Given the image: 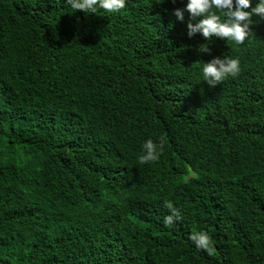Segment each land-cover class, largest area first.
<instances>
[{
    "label": "trees",
    "instance_id": "obj_1",
    "mask_svg": "<svg viewBox=\"0 0 264 264\" xmlns=\"http://www.w3.org/2000/svg\"><path fill=\"white\" fill-rule=\"evenodd\" d=\"M186 2L0 0V264H264V18L205 40Z\"/></svg>",
    "mask_w": 264,
    "mask_h": 264
},
{
    "label": "clouds",
    "instance_id": "obj_2",
    "mask_svg": "<svg viewBox=\"0 0 264 264\" xmlns=\"http://www.w3.org/2000/svg\"><path fill=\"white\" fill-rule=\"evenodd\" d=\"M67 4L85 13H95L98 8L107 12H118L125 8L127 0H66ZM252 0H187L182 8H174L173 15L183 21L184 12L187 11L192 18H201L198 23L189 22L188 35L200 32L205 40L221 38L226 41H234L243 44L246 39L254 34L251 25L252 17L258 15L264 18V0H258L251 7ZM219 13V14H218ZM221 15L226 17L222 20ZM200 53H210L209 47H199ZM240 60L228 56H214L202 67L204 81L209 86H216L228 76H236L240 72ZM143 153L139 156L141 164L159 159L163 144L148 139L143 143ZM171 214L165 216L164 224L171 225L174 219H178L177 210L171 202L166 204ZM198 249L210 251L211 237L207 232L200 231L189 237Z\"/></svg>",
    "mask_w": 264,
    "mask_h": 264
}]
</instances>
